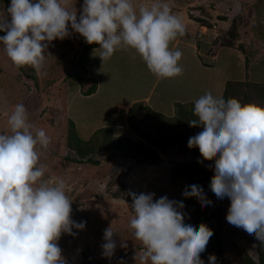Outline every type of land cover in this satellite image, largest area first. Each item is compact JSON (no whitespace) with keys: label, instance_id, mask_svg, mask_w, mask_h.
<instances>
[{"label":"rangeland","instance_id":"rangeland-1","mask_svg":"<svg viewBox=\"0 0 264 264\" xmlns=\"http://www.w3.org/2000/svg\"><path fill=\"white\" fill-rule=\"evenodd\" d=\"M165 2L185 25L184 35L170 43L171 50L179 49L182 52L178 63L183 73L174 78L157 79L134 50H118L102 63L98 56L99 46L96 44L91 50H84L86 42L78 33H72L70 28L69 37L49 44L46 50L49 56L45 59L41 75L28 66L16 69L0 44V134H8L9 131L6 113L10 115L13 106L22 103L33 132L43 129L50 137L46 149L37 146L38 164L45 168L44 178L49 181L61 178L65 181L66 194L72 200L71 219L77 223L85 222L82 230L73 228V235L62 234L57 241L66 264H139L138 255L142 245L129 229L132 216L130 192L137 195L154 193V201L161 196L183 201L184 223L197 228L203 223L214 233L207 250L200 254L201 260H207V264L209 255L216 257V264H242L244 254L256 258V237L226 221L230 200L227 197L218 199L210 190L214 175L212 168L193 173L195 185H199L206 199L212 202L204 207L195 197L188 198L187 203L182 195L188 182L185 175L177 176L174 183L170 181L172 170H181L180 164L203 161V158L199 151L188 148L184 134L179 136L160 118L150 114L157 113L151 109H158L164 115L174 110L175 115L182 112L178 109L181 103H188L186 108L192 109L187 100L195 103L208 91L214 96H222V81L236 77L233 74L238 66L242 73L243 65L238 58L230 57L231 60L224 62L223 56L229 55L227 49H223L224 54L214 59L212 56L216 53L217 44L213 42L234 39L229 31L232 21L236 26V42L244 24L250 21L252 11L247 12V8L253 1ZM82 3L83 0H70L69 6L79 15ZM150 3L151 0H133L137 9L142 4ZM9 4L10 0H0V14L6 15ZM203 24H208V27ZM3 35L5 33L0 32V36ZM227 64L235 69H227ZM252 77L255 78V72ZM93 83L96 91L85 95ZM238 83L242 86L241 91L235 90L233 98L242 104L264 107V100H259L262 95L264 97V92L260 90L261 94H258L255 85L244 81ZM144 96H148L146 102H134L141 104L136 105L133 111V127L129 124L128 127H120L125 111L118 106ZM69 121L74 124L75 133L81 140L91 138L101 128H110L113 135L129 137L137 143L131 147L135 151L141 148L139 144L147 146L150 155H157L159 161L156 164L138 165L120 153L106 149L104 153L98 150L92 154V158L99 161L98 165L73 162L79 157L67 142ZM109 226L116 232L113 240L117 246L111 257H105L102 254L103 235ZM121 243L126 246L121 247ZM217 244L222 248L221 258L213 250Z\"/></svg>","mask_w":264,"mask_h":264},{"label":"clouds","instance_id":"clouds-1","mask_svg":"<svg viewBox=\"0 0 264 264\" xmlns=\"http://www.w3.org/2000/svg\"><path fill=\"white\" fill-rule=\"evenodd\" d=\"M69 5L70 0H10L6 15L0 14L5 33L0 44L16 69L28 66L43 74L49 44L69 37L70 28L99 46L102 63L118 50H134L157 79L183 73L182 52L171 50L170 43L184 35L185 25L165 0L138 9L133 0H83L79 15ZM6 115L9 131L0 134V264H66L57 241L62 234L73 235V228L82 230L85 222L71 219L65 181L45 179L38 164L37 146L46 149L50 137L43 129L33 132L22 103ZM193 115L189 126L202 131L187 146L198 148L203 160H214L208 166L214 171L209 187L218 199L230 200L226 221L264 246V107L208 91L195 101ZM129 195V229L142 245L139 264H204L200 254L214 233L203 223L185 224L182 201L167 196L154 201V193ZM182 195L195 197L201 207L212 203L199 185ZM114 234L111 226L104 230L105 257L115 252ZM208 264H216L214 255Z\"/></svg>","mask_w":264,"mask_h":264},{"label":"trees","instance_id":"trees-1","mask_svg":"<svg viewBox=\"0 0 264 264\" xmlns=\"http://www.w3.org/2000/svg\"><path fill=\"white\" fill-rule=\"evenodd\" d=\"M205 25V24H203ZM205 26L208 27V24ZM231 30L230 31V36L232 38H237V33H236V26L234 21H232ZM227 40H217L219 41L218 43L216 41L213 42V44H217V49L222 48V47H233L238 45V43L234 42V39L231 40L230 38H226ZM96 47V44H85L83 46L84 50H91V48ZM209 49L211 46H207ZM23 68V67H22ZM20 68V69H22ZM246 85V84H245ZM241 84H236L235 82H228L225 86L224 93L222 95L223 98L228 99V98H233L234 97V91L238 90V92L241 91ZM262 93L264 92L263 89ZM95 91V83L92 84V86L86 90L85 95L91 94ZM263 98V96H262ZM141 103H134L131 108L128 110V124L133 127V114H134V109L136 108V105H140ZM143 107V106H142ZM186 105H178L179 111L182 110V112L175 113V115L172 118H164L163 116L156 115L151 113L150 114L158 117L161 119L162 122H164L167 127H169L170 130L178 133L179 136L185 135V138L188 140L190 137L196 135L198 132L202 131V127L200 126H195V127H190L189 126V121L192 119H195L193 115V108L194 105L189 104V110L186 108ZM69 134L67 136V142L71 146V148L75 151L76 155L79 158H75L72 161L77 162V163H91L93 165H98L99 161L94 160L92 158V154L95 151H101V153H104V150L106 149H112L113 152L120 153L124 158L127 159H132L135 163L138 165L140 164H156L159 161V157L156 155H150V149L143 145L139 144L141 148L136 149H131L132 146L136 145L134 142L131 141L129 137H120V136H115L113 135L112 131L110 128H101L98 130L97 133H94L93 136L87 140H81L78 138L77 134L75 133V128L74 124L69 121ZM133 144V145H132ZM195 151H199L198 148H194ZM134 152V153H133ZM198 160H193L189 163L186 164H180L179 167L181 170L175 171L172 170V175L170 178V181L172 183L175 182L177 179L176 177L179 175H185L186 180L188 181L186 184L185 189L190 186L195 184L193 181V173L194 172H200L201 170H207L209 169V165L214 166L213 161H208V160H203L200 163L197 162ZM184 189V190H185ZM183 190V191H184ZM190 198V197H189ZM187 199V203L189 202V199ZM192 199V198H191ZM183 202V201H182ZM191 202V201H190ZM208 217V216H207ZM205 217V218H207ZM208 221L204 220V222ZM201 223V222H200ZM199 224V223H198ZM256 243V248H255V253H256V258L251 257L249 254H244L242 257V264H264V246L261 245L259 240H255ZM207 250V249H206ZM216 256L218 258H221L222 254V248L221 245L217 244L213 248ZM204 264H207V260H202Z\"/></svg>","mask_w":264,"mask_h":264},{"label":"crops","instance_id":"crops-1","mask_svg":"<svg viewBox=\"0 0 264 264\" xmlns=\"http://www.w3.org/2000/svg\"><path fill=\"white\" fill-rule=\"evenodd\" d=\"M252 1H253L252 4L247 8V12L250 11L251 13L252 11V15L249 19L250 20L249 23H247L248 25L244 24L245 26L241 30V33L240 31L238 32L240 33L238 39L236 40V43H238V45L233 47L219 48L216 50V53L212 57L214 59H218L222 53L224 54V51L222 50L227 49V51H229L228 52L229 55L226 54L223 56L224 62L231 60V58L233 59L238 58V61L241 62L243 65L242 73H240L239 70L240 66L236 67V72L235 74H233L236 77H231V79L229 80L224 79L221 83V88L223 87L225 89V86L228 82L236 83V82L244 81V83H247L249 85H255L256 88L258 87V94H261L262 92L261 89H263L264 91V0H252ZM226 67L227 69H232V70L235 69L231 64H227ZM253 72H255V78L252 77ZM147 97L148 96H144L141 98L133 99L126 104H120L118 106L125 111L123 116L124 121L120 127L123 128H125L126 126L128 127L127 116H128V110L129 108H131V104L132 103L134 104V102H137L138 100H141L140 102H146V100L148 99ZM262 99L264 100V97L259 100ZM171 102L174 103L173 100ZM187 102H189V104L194 105L193 101L187 100ZM182 104L186 105L188 103H181V105ZM151 110L157 112L153 114L163 116L164 118H172L174 116L173 115L174 110H172L169 115H164L158 109H151Z\"/></svg>","mask_w":264,"mask_h":264}]
</instances>
